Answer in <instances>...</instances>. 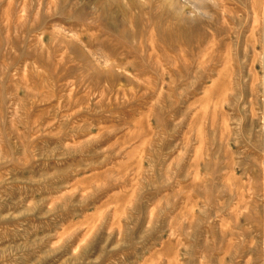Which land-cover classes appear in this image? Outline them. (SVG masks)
<instances>
[{"label": "rangeland", "instance_id": "1", "mask_svg": "<svg viewBox=\"0 0 264 264\" xmlns=\"http://www.w3.org/2000/svg\"><path fill=\"white\" fill-rule=\"evenodd\" d=\"M0 264H264V0H0Z\"/></svg>", "mask_w": 264, "mask_h": 264}]
</instances>
